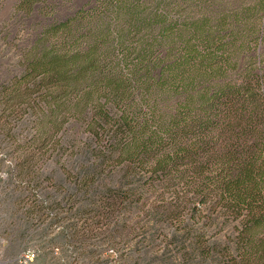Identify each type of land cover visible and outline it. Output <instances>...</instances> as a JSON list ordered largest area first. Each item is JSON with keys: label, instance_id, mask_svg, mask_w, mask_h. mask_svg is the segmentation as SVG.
Returning a JSON list of instances; mask_svg holds the SVG:
<instances>
[{"label": "trees", "instance_id": "obj_1", "mask_svg": "<svg viewBox=\"0 0 264 264\" xmlns=\"http://www.w3.org/2000/svg\"><path fill=\"white\" fill-rule=\"evenodd\" d=\"M15 29L1 142L81 257L141 239L177 264H264V0H18ZM43 159L60 170L26 168Z\"/></svg>", "mask_w": 264, "mask_h": 264}, {"label": "rangeland", "instance_id": "obj_2", "mask_svg": "<svg viewBox=\"0 0 264 264\" xmlns=\"http://www.w3.org/2000/svg\"><path fill=\"white\" fill-rule=\"evenodd\" d=\"M17 1L0 0V32L12 16ZM15 32L16 29L7 39L0 34V76L8 70L13 71L16 65V41L9 43ZM0 137V264H19V256L29 248L38 252L35 264H177L172 258L173 247L169 252L159 246L151 247L141 239L116 246L93 240L88 256L81 257L78 245L68 241L66 223L51 226L50 218L43 212L38 216L33 205L32 194L35 192L28 189L27 184L21 185L22 178L17 176L19 152L1 142L3 134ZM45 159L37 165L28 164L26 168L34 166V170L45 178L60 170V165ZM39 192L48 206L56 205L55 211L61 218L66 216L64 189L44 180Z\"/></svg>", "mask_w": 264, "mask_h": 264}, {"label": "built area", "instance_id": "obj_3", "mask_svg": "<svg viewBox=\"0 0 264 264\" xmlns=\"http://www.w3.org/2000/svg\"><path fill=\"white\" fill-rule=\"evenodd\" d=\"M2 240L0 239V246H1ZM1 254V249H0ZM38 257V252L35 249H26L18 259L19 264H35Z\"/></svg>", "mask_w": 264, "mask_h": 264}]
</instances>
